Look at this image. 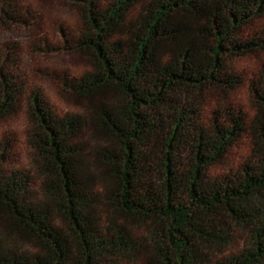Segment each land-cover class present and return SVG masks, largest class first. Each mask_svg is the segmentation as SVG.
<instances>
[{
  "label": "trees",
  "instance_id": "16d2710c",
  "mask_svg": "<svg viewBox=\"0 0 264 264\" xmlns=\"http://www.w3.org/2000/svg\"><path fill=\"white\" fill-rule=\"evenodd\" d=\"M20 1L0 0V24ZM62 1L84 26L72 45L91 56L62 82L84 115L26 96L44 191L0 163V264H264V150L207 174L246 130L264 146V92L248 128L224 107L228 123L206 129L197 107L201 90L240 82L232 58L264 50V0ZM6 73L0 118L23 93Z\"/></svg>",
  "mask_w": 264,
  "mask_h": 264
},
{
  "label": "rangeland",
  "instance_id": "374dc122",
  "mask_svg": "<svg viewBox=\"0 0 264 264\" xmlns=\"http://www.w3.org/2000/svg\"><path fill=\"white\" fill-rule=\"evenodd\" d=\"M20 17L0 24V87L1 72L13 74L15 84L22 86L21 107L9 116L0 118V163L7 171H19L30 179L33 195H43L41 162L28 144L31 124L26 114V96L39 91L60 115H84L71 93L62 82L71 76H80L89 70L91 56L82 54L72 45L84 29L76 7L62 0H21ZM263 19L250 24L242 31L243 38L255 37ZM234 75L240 82L234 88L209 87L201 90L200 123L211 130L214 122L228 123L229 114L224 107L238 115L243 114L245 127L260 118L254 92H264V50L247 53L230 61ZM10 79H12L10 77ZM1 91V90H0ZM253 123V122H252ZM257 141V143H255ZM261 139L251 137L246 130L227 149L223 159L208 167V175L233 172L245 163L258 159L264 146Z\"/></svg>",
  "mask_w": 264,
  "mask_h": 264
}]
</instances>
